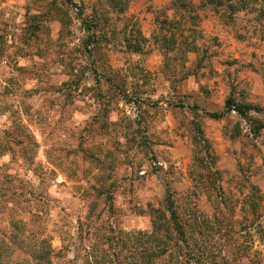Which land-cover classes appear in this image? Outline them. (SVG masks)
Listing matches in <instances>:
<instances>
[{
  "label": "rangeland",
  "instance_id": "rangeland-1",
  "mask_svg": "<svg viewBox=\"0 0 264 264\" xmlns=\"http://www.w3.org/2000/svg\"><path fill=\"white\" fill-rule=\"evenodd\" d=\"M172 1L0 0V264L83 262L80 220L145 230L166 189L211 264H264V1Z\"/></svg>",
  "mask_w": 264,
  "mask_h": 264
},
{
  "label": "trees",
  "instance_id": "trees-1",
  "mask_svg": "<svg viewBox=\"0 0 264 264\" xmlns=\"http://www.w3.org/2000/svg\"><path fill=\"white\" fill-rule=\"evenodd\" d=\"M72 2V0H67ZM225 0H174L173 5L177 4V8L182 11L189 12V19L196 18L198 22H202L203 15L199 11L205 8L206 5H211L215 10H219L218 16L226 18L228 10L230 13L235 11V4L231 3L226 8L223 2ZM264 1V0H263ZM235 3H244L245 0H234ZM260 14L264 16V6L260 9ZM205 14V13H204ZM207 16V15H206ZM189 20H177V35L182 39V44H192L187 36L188 28L186 24ZM161 42L167 48L170 41L166 36L161 38ZM179 42H177V45ZM181 44V45H182ZM259 107L239 103L233 98L227 101L225 110L219 112H207V114L214 118L220 119L228 112L235 110L241 116H247L251 110H256ZM264 128L263 125L258 126V131ZM18 143L16 137H13V142ZM106 189H101L99 194H103ZM106 192H109L106 190ZM173 192L166 189V197L164 199L167 207H151L150 216L152 222L151 230H134L125 231L121 227H117L112 221H105V227L97 226V219L92 221L89 215L86 217L87 223L80 220L77 232V239L79 241L89 240L90 244L84 249L85 261L81 262L79 259V252L75 251V256L72 260H67L65 264H211V261L216 257L206 247L204 242H199L195 233H193V225H197L195 219L193 223L188 224L184 218L178 214L174 207V202L171 201ZM110 199L108 210H114L112 195L109 194L106 198ZM94 209L91 208L90 213ZM99 220V217H98ZM102 223V222H101ZM200 231L197 234L200 235ZM77 242V240H76ZM83 246V244H82ZM67 246V251L70 250ZM221 264V263H217Z\"/></svg>",
  "mask_w": 264,
  "mask_h": 264
},
{
  "label": "crops",
  "instance_id": "crops-1",
  "mask_svg": "<svg viewBox=\"0 0 264 264\" xmlns=\"http://www.w3.org/2000/svg\"><path fill=\"white\" fill-rule=\"evenodd\" d=\"M132 222L134 223L132 225L133 227H138V228H142V229H145V230H148V229L152 228V222L147 217H144V219L136 218ZM141 222H142V224H141Z\"/></svg>",
  "mask_w": 264,
  "mask_h": 264
}]
</instances>
